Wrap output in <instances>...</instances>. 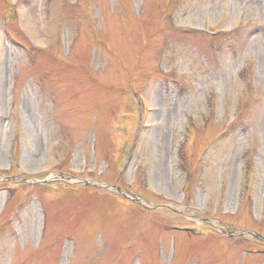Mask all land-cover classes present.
I'll use <instances>...</instances> for the list:
<instances>
[{
    "label": "rangeland",
    "instance_id": "obj_1",
    "mask_svg": "<svg viewBox=\"0 0 264 264\" xmlns=\"http://www.w3.org/2000/svg\"><path fill=\"white\" fill-rule=\"evenodd\" d=\"M0 264H264V0H0Z\"/></svg>",
    "mask_w": 264,
    "mask_h": 264
},
{
    "label": "water",
    "instance_id": "obj_2",
    "mask_svg": "<svg viewBox=\"0 0 264 264\" xmlns=\"http://www.w3.org/2000/svg\"><path fill=\"white\" fill-rule=\"evenodd\" d=\"M66 179H68V178H66ZM245 232H246V231H245ZM247 232L250 233L251 235H254L253 232H249V231H247ZM228 234H230V233H228ZM254 236H256V235H254ZM257 237L261 238V236H257Z\"/></svg>",
    "mask_w": 264,
    "mask_h": 264
}]
</instances>
